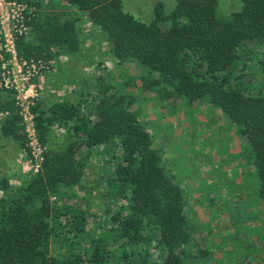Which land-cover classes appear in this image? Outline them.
I'll return each instance as SVG.
<instances>
[{"label": "trees", "instance_id": "1", "mask_svg": "<svg viewBox=\"0 0 264 264\" xmlns=\"http://www.w3.org/2000/svg\"><path fill=\"white\" fill-rule=\"evenodd\" d=\"M123 1L23 0L34 9L26 33L15 39L17 57L52 61L75 53L83 16L117 64L141 70L139 89H156L162 101L184 105L206 101L238 126L264 204V0H239L226 16L218 0H176L171 9L157 0L148 21L124 10ZM104 71L94 77L90 107L82 98L47 105L38 99L31 106L43 160L21 185L0 178V264H186L194 247L200 250L184 188L134 108L136 95ZM0 112L2 136L24 148L14 91L0 92ZM54 125L69 135L57 147L50 144ZM95 150L107 155L109 224L74 201Z\"/></svg>", "mask_w": 264, "mask_h": 264}, {"label": "rangeland", "instance_id": "2", "mask_svg": "<svg viewBox=\"0 0 264 264\" xmlns=\"http://www.w3.org/2000/svg\"><path fill=\"white\" fill-rule=\"evenodd\" d=\"M155 1L124 0L123 6L135 17L148 21ZM161 1L171 9L176 0ZM218 7L226 16L239 7V0H218ZM77 22L82 34L78 50L47 61L49 69L33 77L38 90L34 104L38 99L47 105L55 100L82 98L88 107L94 77L104 67L107 79L136 95L134 108L161 148L168 171L184 188L194 240L201 251H206L202 254L194 247L186 264H264V204L255 194L252 153L238 126L206 101L184 105L162 101L156 89H139L135 83H139L141 70L133 64H117L98 28L84 22L83 16ZM68 136L65 127L54 125L50 144L57 147L68 141ZM4 141L0 138L3 146L7 145ZM22 150L17 149L15 154L17 171L7 177L11 187L21 185L24 174L32 172L24 167ZM106 160V154L93 151L81 185L73 190L79 207L109 224L104 197ZM112 207L117 208L115 204ZM88 229H92L91 224ZM56 246L51 245L54 255Z\"/></svg>", "mask_w": 264, "mask_h": 264}, {"label": "built area", "instance_id": "3", "mask_svg": "<svg viewBox=\"0 0 264 264\" xmlns=\"http://www.w3.org/2000/svg\"><path fill=\"white\" fill-rule=\"evenodd\" d=\"M29 13V7L23 0H0V92L14 91L27 138L22 150L26 157L24 167L34 173L41 167L44 147L37 138L30 109L38 95L37 85L32 79L48 70L49 65L47 61L17 57L15 39L26 33Z\"/></svg>", "mask_w": 264, "mask_h": 264}, {"label": "crops", "instance_id": "4", "mask_svg": "<svg viewBox=\"0 0 264 264\" xmlns=\"http://www.w3.org/2000/svg\"><path fill=\"white\" fill-rule=\"evenodd\" d=\"M0 138L5 139L4 143H7V145L4 146L2 145V143H0V159L2 162L0 163L2 165L0 167L2 169L0 175L1 176L3 175L4 177L5 176L9 177L13 173H15V171H17L16 170L17 165L15 163V156H16L15 154L17 147H16V143H14L9 138H6L5 136H2L1 132H0Z\"/></svg>", "mask_w": 264, "mask_h": 264}]
</instances>
